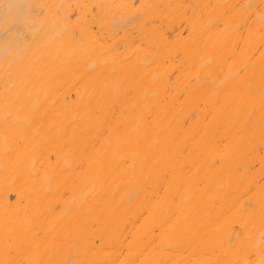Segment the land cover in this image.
Masks as SVG:
<instances>
[{"label":"bare ground","instance_id":"obj_1","mask_svg":"<svg viewBox=\"0 0 264 264\" xmlns=\"http://www.w3.org/2000/svg\"><path fill=\"white\" fill-rule=\"evenodd\" d=\"M0 264H264V0H0Z\"/></svg>","mask_w":264,"mask_h":264}]
</instances>
